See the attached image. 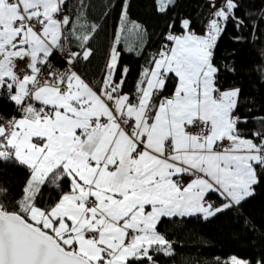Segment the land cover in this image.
<instances>
[{"label": "snow or ice", "instance_id": "snow-or-ice-1", "mask_svg": "<svg viewBox=\"0 0 264 264\" xmlns=\"http://www.w3.org/2000/svg\"><path fill=\"white\" fill-rule=\"evenodd\" d=\"M159 2L164 12L173 0ZM66 3L0 0V88L23 114L7 128L0 124V159L30 169L19 212L0 205V264H155L150 252L173 255L172 244L157 231L162 217L208 220L238 210L264 178V130L246 138L239 125L247 118L235 114L240 89L216 86L217 40L229 22L245 26L236 15L238 0H223L204 35L189 31L186 19L183 35L169 32L173 46L151 58L133 98L122 91L129 69H120L115 47L99 94L77 72L57 73L51 66L57 49L67 51L69 65L92 55L87 44L96 26L78 32L77 15L66 33ZM68 7L71 12L73 5ZM127 9L124 0L121 19ZM69 35L82 51L66 49ZM18 60L25 62L19 69ZM172 76L173 95L157 102ZM183 176L192 179L185 184ZM65 178L70 191L38 207L41 187L59 190ZM210 193L222 198L219 205L207 200ZM230 264L250 262L232 256Z\"/></svg>", "mask_w": 264, "mask_h": 264}, {"label": "trees", "instance_id": "trees-1", "mask_svg": "<svg viewBox=\"0 0 264 264\" xmlns=\"http://www.w3.org/2000/svg\"><path fill=\"white\" fill-rule=\"evenodd\" d=\"M123 3L124 0H82L81 4V0H67L63 14H70L66 33L77 23V15L80 16L78 32H91L92 26H96L87 44L92 55L86 61L78 59L75 66L99 91L114 41L122 34L118 43L119 67L129 69L122 91L133 98L143 69L150 67L151 58L165 45L171 44L166 39L169 32L182 35L185 29L181 21L185 19L190 21L189 30L198 32L215 12L214 0H175L164 12L159 11V0H127V16L121 19ZM222 3L223 0L219 5ZM238 3L236 15L244 19L245 26L237 28L234 22L227 24L217 40L213 63L218 68L216 86L221 91L240 89L235 114L247 118V123L240 124L239 128L246 138H252L251 132L264 130V120L260 119L264 117V0H238ZM68 4L73 5L71 12ZM131 23H138L142 28L134 50H128L126 45ZM67 38L70 51H82L74 37ZM56 58L54 51L50 59ZM119 75L118 72L117 79ZM175 84L176 78L172 76L164 93L172 92ZM14 91L15 88L12 93ZM0 113L8 118L23 115L6 88L0 90ZM29 178L30 169L26 166L0 159V189L4 190L0 192V205L8 211L19 212V201ZM68 191L70 181L67 178L61 181L59 190L46 183L37 197V206L51 205L61 192ZM221 199L215 193L208 195V200L217 205ZM157 231L172 244L173 255L150 252L155 264H230L232 256L252 264L264 261V178L255 186L254 195L238 210H227L208 220L200 215L162 217ZM130 264L141 262L130 261ZM143 264L150 262L145 260Z\"/></svg>", "mask_w": 264, "mask_h": 264}, {"label": "built area", "instance_id": "built-area-1", "mask_svg": "<svg viewBox=\"0 0 264 264\" xmlns=\"http://www.w3.org/2000/svg\"><path fill=\"white\" fill-rule=\"evenodd\" d=\"M168 36V35H167ZM63 41V40H62ZM65 44H66V49L67 50H70L69 49V39L67 38L66 41H64ZM169 48L171 47L170 45H167ZM56 52V55H57V58L56 59H50V64L51 66L56 70L57 73H62V72H65L67 71L68 69H71L72 71H75L77 72L78 75H81L80 72L77 70L76 66H75V62L72 64V65H69L67 63V51L65 52H61L59 49L55 50ZM24 61H17V68H22L24 66ZM41 72H42V75L44 78H47L48 77V74H49V66L46 64L44 66L41 67ZM18 75H21L22 77V73H20L19 71L17 72ZM30 74V73H29ZM93 87L96 89V87L93 85ZM172 95L168 96V98H171ZM27 102H31L33 104V106L37 109H39L41 107V105L39 103H37L36 101L34 100H27L26 98V103ZM47 110V109H45ZM13 118H16L17 117H6L5 115L1 114L0 113V124H3L6 128L8 127V124L7 122L12 120ZM189 131H192V132H196L198 131V129H195V128H188ZM206 134V133H205ZM227 141L224 142V146H227Z\"/></svg>", "mask_w": 264, "mask_h": 264}, {"label": "crops", "instance_id": "crops-1", "mask_svg": "<svg viewBox=\"0 0 264 264\" xmlns=\"http://www.w3.org/2000/svg\"><path fill=\"white\" fill-rule=\"evenodd\" d=\"M58 19H62V17L61 16H58L57 17ZM208 23H209V21L206 23V24H204L203 25V27H201V29L198 31V32H194L195 34H197V35H204L205 34V32H206V30H207V25H208ZM133 24H135V25H138V24H136V23H131L130 24V28L128 29V35H132V34H134L137 30L140 32V33H142V28L139 26V28H134L133 27ZM125 27V26H124ZM129 27V26H128ZM123 29V28H122ZM190 31V30H189ZM191 32H193V31H191ZM184 34V33H183ZM182 34V35H183ZM143 35V34H142ZM62 40H63V38H62ZM171 47L173 46V44H172V42H171V44H169ZM171 75V74H170ZM81 76V78L87 83V84H89V86L90 87H92L93 88V90L94 91H97V93L99 94V90H97V89H95L94 87H93V85H91L89 82H87L84 78H83V76L82 75H80ZM175 88V87H174ZM174 88H173V90H172V92H170V93H167V94H165L164 93V90L160 93V95H159V97H157L156 99H157V102H158V100L160 99V98H163V97H168V96H170V95H173V93H174ZM15 92V91H14ZM13 94V93H12ZM130 96V95H129ZM130 98H132V96H130ZM39 103V102H38ZM40 104V103H39ZM41 105V104H40ZM110 107H111V104L109 105ZM21 117V116H20ZM20 117H18L17 119H19ZM186 130H188V129H186ZM189 131V130H188ZM182 179H183V181H184V183L186 184V183H188V182H190V180L192 179V177H189V176H183L182 177ZM207 200H208V196H207ZM209 201V200H208Z\"/></svg>", "mask_w": 264, "mask_h": 264}, {"label": "rangeland", "instance_id": "rangeland-1", "mask_svg": "<svg viewBox=\"0 0 264 264\" xmlns=\"http://www.w3.org/2000/svg\"><path fill=\"white\" fill-rule=\"evenodd\" d=\"M175 0H173V2H174ZM219 2L221 3L222 2V0H214V10L216 11L217 10V8L218 7H220L221 5H219ZM218 6V7H217ZM159 7H160V2H159ZM219 9V8H218ZM136 24H138V23H136ZM140 27H141V25L140 24H138ZM121 32V31H120ZM119 39L122 37V34L120 33L119 34ZM128 39H127V49L128 50H134L135 48H136V46H138V40H140L139 38H141V34H140V32L137 30L134 34H132V35H130V36H128L127 37ZM113 47H115L116 48V51L118 52V54H119V51H118V44L116 43V41H114V45H113ZM113 47H112V49H113ZM22 78V77H21ZM0 90H1V88H0ZM13 94H15V92H13ZM38 103V102H37ZM20 118H22V116L20 117ZM237 258H239V259H243V258H241V257H238V256H236ZM244 260H246V259H244ZM229 262H230V259H229ZM250 264H252V263H250Z\"/></svg>", "mask_w": 264, "mask_h": 264}]
</instances>
